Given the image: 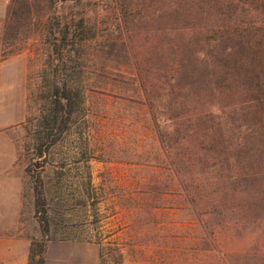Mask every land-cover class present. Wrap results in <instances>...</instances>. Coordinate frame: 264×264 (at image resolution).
<instances>
[{
	"label": "rangeland",
	"instance_id": "374dc122",
	"mask_svg": "<svg viewBox=\"0 0 264 264\" xmlns=\"http://www.w3.org/2000/svg\"><path fill=\"white\" fill-rule=\"evenodd\" d=\"M21 1L13 26L0 29V233L12 225L40 242L136 233L158 236L153 250L171 256L162 237L175 231L186 237V264H264V165L257 153L244 157L241 120L217 118L246 96L215 94L205 81L184 88L189 80L173 69L206 54L209 12L188 19L175 0ZM55 78L75 84L84 104L43 172L49 236L42 239L29 183L31 132ZM88 158L97 210L81 193ZM186 184L192 202L181 191ZM131 190H145L159 207L129 217L120 202ZM97 216L101 222L89 224ZM151 248L141 247L142 258Z\"/></svg>",
	"mask_w": 264,
	"mask_h": 264
},
{
	"label": "trees",
	"instance_id": "16d2710c",
	"mask_svg": "<svg viewBox=\"0 0 264 264\" xmlns=\"http://www.w3.org/2000/svg\"><path fill=\"white\" fill-rule=\"evenodd\" d=\"M21 2V0H9L5 18L7 25L12 27L20 16L23 8ZM46 2L50 4L52 0H46ZM124 3V1L120 3L122 16L127 17L129 16L127 15L128 6H123ZM173 5L175 8L182 9L188 19L192 13L196 14L197 11L200 14L209 12L214 22L210 31L212 37L206 43V54L200 52V56L193 59L194 63L191 60L186 63L183 60H178L173 69L177 74L180 72L182 79L189 80L185 83L184 88L194 87L199 82L205 81L212 82L211 85H207L211 90L216 91L215 94L223 91L233 92L235 89L241 90L246 98L233 107H227L228 115H222L223 108L220 113L216 110L217 118L228 116L229 119L241 120L242 124L239 127H243L244 139H242L243 145L241 146L246 151L244 157L251 159L257 153L258 165L260 163L264 165V160L261 161L259 158L260 153L264 158V0H175ZM222 20H232L235 23L224 26L225 23ZM82 22L83 19L79 18L77 25L81 27ZM255 22H262V25L257 26ZM63 36L62 40H65L66 35ZM55 49L58 52L62 50L59 45ZM192 64L194 65L190 66ZM200 90L203 89L199 88ZM30 100H32L31 97ZM83 104V93L78 90L75 84L55 78L49 85L43 107L39 110L37 118L35 117L37 124L31 132L34 148L33 159L35 160L31 169L35 173L29 183H31L34 192L35 217L40 226L42 239L49 236L43 172L49 165L50 155H53L52 151L57 143L63 139L72 123L81 117L77 108ZM234 138L239 139L238 136ZM84 172L87 188L81 193L87 192L88 197H91V202L86 203V206L97 210L96 206L99 202L98 198H94V193L92 194V191H95L92 190L89 158L85 161ZM236 179L239 181L240 176L238 175ZM181 188L186 199L192 202L195 197L193 198L190 188H193L187 184ZM173 190L171 189L169 193L172 196L175 195ZM136 191H128L129 195L122 198L120 202L121 209L129 217L135 210L148 211L150 208L156 210L159 207L149 200L145 190ZM82 197L80 196L79 203H82ZM101 219L100 216H97L89 224L98 225ZM71 238L79 239V237ZM185 238V236L180 238L175 231L162 237L163 246L166 245L172 249L171 256L169 253L165 255L160 249L153 250V246L161 244L158 236H139L135 233L112 238L109 234L98 232L93 237L89 236L86 239L98 245L99 264H125L127 262L126 255L134 257L129 260L131 264L138 262L143 264H186L182 259V253H180L184 248L181 241H184ZM45 245L44 241L40 242L35 238L32 240L29 264L44 263ZM144 245L152 247V254L150 256L144 254V258H142L141 247ZM138 255L142 259L138 260Z\"/></svg>",
	"mask_w": 264,
	"mask_h": 264
},
{
	"label": "crops",
	"instance_id": "0c3cea01",
	"mask_svg": "<svg viewBox=\"0 0 264 264\" xmlns=\"http://www.w3.org/2000/svg\"><path fill=\"white\" fill-rule=\"evenodd\" d=\"M8 3L9 0H0V29L6 18ZM1 229L0 264H29L32 240L36 236L12 225H4ZM107 234L112 237L111 232ZM85 237L89 238V235ZM85 237L48 238L43 264H99L98 245Z\"/></svg>",
	"mask_w": 264,
	"mask_h": 264
}]
</instances>
